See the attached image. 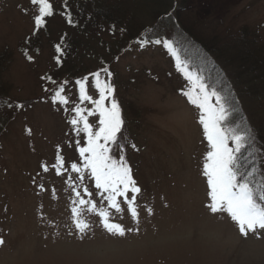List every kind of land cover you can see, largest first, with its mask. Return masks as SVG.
Masks as SVG:
<instances>
[{
    "label": "rangeland",
    "instance_id": "1",
    "mask_svg": "<svg viewBox=\"0 0 264 264\" xmlns=\"http://www.w3.org/2000/svg\"><path fill=\"white\" fill-rule=\"evenodd\" d=\"M107 1L129 9L139 33L145 30L134 40L123 39L122 31L103 32L90 43L92 53L82 62L75 61L85 67L79 80L90 97L85 100L77 81L52 84L46 78L57 71V47H63V36H76L60 12L62 1L49 0L52 15L45 17L42 46L29 60L20 47L37 30L34 22L40 5L31 0H0V54L6 53L8 68L0 81L9 89L8 102L29 107L13 119V104L1 110L9 122L0 138V238L5 240L0 264H264V235L245 239L226 214H212L206 207L211 192L206 169L212 148L200 123L203 110L182 94L196 95L200 85L192 84L179 70V60L164 42L141 46L147 38L161 40L158 35L163 33L190 55L195 46L184 35L187 28H196L199 39L209 46L221 43L216 38L240 37L247 29L245 48L264 49V0ZM218 52L229 66L223 56L227 50L220 46ZM228 66L230 76L235 74ZM107 79L115 90L105 93V106L112 98L122 105L126 158L141 189L134 204L139 232L125 237L107 234L99 213L107 211L110 222L133 228L137 225L131 206L118 197V212L101 198L79 154L80 147L88 146L83 123L76 125L79 134L71 124L74 117L79 119L75 113L79 108L92 130L99 131L96 102ZM235 80L221 86L235 85ZM57 89H62L66 106L51 102ZM255 90L250 96L238 92L239 108L247 115L249 137L264 142V98ZM213 101L212 97L209 103ZM258 148H262L258 165L264 183V148ZM72 164L81 172L71 169ZM77 214L91 225L83 242L70 234Z\"/></svg>",
    "mask_w": 264,
    "mask_h": 264
},
{
    "label": "trees",
    "instance_id": "2",
    "mask_svg": "<svg viewBox=\"0 0 264 264\" xmlns=\"http://www.w3.org/2000/svg\"><path fill=\"white\" fill-rule=\"evenodd\" d=\"M61 1V5L59 6L61 8L60 12L63 14V18L68 27L74 31L76 36H73L72 38L69 37V35H64L61 39L63 47L60 46L61 51L58 52L59 63H57V71L46 77L52 84H55L54 82H58L60 80H64V83L67 80H71L72 82L79 81L83 75H85H80L85 71L84 64H76L77 62L75 61L77 60L82 62L86 56H89L92 53V50L89 53L90 47L88 46L91 42H96L97 37L101 36L103 32H111L115 35L122 31L123 39L134 40L139 38V35H141L145 30L144 28L139 33L140 27L138 26V23L135 24L134 20H132L129 15L131 11L116 1L115 3L108 2L107 0ZM167 16L168 15H164L162 18L164 19ZM178 17L179 18L177 20L181 23L182 17L179 15ZM69 20H71V23H69ZM44 27L40 30H36L35 33L24 42L23 46L20 47V51L26 56V58H28L31 53H37L41 49V37L45 31ZM184 32H186L184 35L190 38L195 46L193 47V52L190 55L187 54L186 48L183 49L180 47L178 42L166 38V34L159 33L158 36L161 39V43L166 41L172 45L171 52L175 53L176 58L180 62L178 66L179 70L183 71V73L188 77H191L192 84H196L197 86L203 85L205 92L210 95L215 92L220 97L219 104H223L225 110V119L221 122V127L229 133L235 131L236 134L242 135L245 140L244 147L241 149V152L236 154L238 164V168L236 170L238 172L251 171L253 173L252 179L255 181L253 185L254 187L259 184H264L263 176L259 171L258 165L260 159L258 156V150L262 149L258 148V146L263 145L264 148V142L260 138H257L258 141L255 138H252L249 141V136L251 135L252 130L249 127L250 124L248 123V125L246 123V113L240 112L239 107L242 102L238 95V92H240L242 96H250V92L254 87L257 89L255 92L260 94L261 98H264V49L262 47H257L256 45H251L253 47L252 49L245 48L244 42L249 34L247 29L244 30L240 37L233 36L229 38L226 37L224 39L216 38L218 41L221 40V43L211 46H209L208 41H201L199 39V34L196 32V28H187ZM151 39L152 41L157 40L153 38ZM232 42H240V45L233 44ZM120 44L121 43H117V45ZM220 46L227 50V52L223 53V56L229 61V66L236 70V73H232L233 75L231 76L227 70H225L228 65L225 66L226 62L222 59L221 54L218 52V48ZM109 49L111 51L114 48L111 46ZM5 54L6 53L0 54V80L3 78L4 73L8 69L5 65ZM229 70L232 72L231 69ZM239 70L240 74H238ZM234 78H236L235 82L237 81L235 85L230 84V86L226 88L221 86L222 83H226L228 80L231 81ZM107 80L108 84L112 85L115 90V84L113 81L111 79ZM247 86H251L252 89L247 88ZM101 89L103 88L100 87V94ZM58 90L59 89L56 91ZM7 92H9V89L6 88L0 81V138L4 134V129L7 127L9 122L7 118L1 115V110L13 104L12 112L15 114L12 116L13 119L17 117L18 114L29 109V107H27L28 105H25L23 109H20L16 107L17 104H20L19 102H8L10 98L7 96ZM213 98L215 101H213L212 106L214 109H218L219 104L216 102L215 97ZM118 104L121 107L122 115V105L120 103ZM234 115H236V117ZM122 118L125 121L126 128V118L124 115ZM257 143L260 144L258 145ZM253 144H257L258 146L256 145V147H253ZM230 146L234 147V142H230ZM109 147L111 149L109 155L113 161L119 163V160L123 159L128 164L126 158V147L121 148L116 145H109ZM129 167L131 168L130 165Z\"/></svg>",
    "mask_w": 264,
    "mask_h": 264
},
{
    "label": "snow or ice",
    "instance_id": "3",
    "mask_svg": "<svg viewBox=\"0 0 264 264\" xmlns=\"http://www.w3.org/2000/svg\"><path fill=\"white\" fill-rule=\"evenodd\" d=\"M33 5H40L39 15L35 18V27L40 30L45 23V17L52 15V4L49 0H31ZM71 23V20H69ZM154 43L161 44V40L154 41L144 40L141 46ZM169 51H172V45L164 42ZM57 51H61L57 47ZM175 54V53H173ZM32 59L31 56L28 57ZM59 63V59L57 60ZM111 77V72H106ZM98 75V74H97ZM51 79V78H49ZM191 80V77H188ZM80 86L81 98L88 100L90 97L85 94L84 84L77 81ZM47 91V89H46ZM61 90L53 94L52 103L57 107L66 106L67 100L61 96ZM114 92V87L110 84L101 89V98L96 102L99 111V131L94 132L89 122L81 115V109L76 108V116L71 124L73 131L77 134L81 129L76 127L79 123H83V132L87 135V147H80L79 154L84 158V167L90 169V176L94 178L95 188L99 191L102 199L106 200L112 208L120 211L117 198H122L120 203L127 201L130 207L131 217L136 219V227L125 228L119 223L110 222L109 213L102 211L99 216L102 218V227L107 234L113 237H125L129 233L139 232V219L137 206H134L136 194L141 191L137 182L131 175V168L125 160L120 159L119 163L113 161L109 155L111 149L109 145L117 147L127 146V137L124 135L126 131L125 121L121 115L120 105L115 98L110 99L109 106H105V93ZM187 101L197 109L203 110L200 117V123L204 126L207 133V140L211 144L212 152L208 155L211 162L206 169L208 175V183L210 184V201L206 207L212 214L227 215L234 222L240 235L247 239L250 235L260 239L264 235V184L253 186L255 181L252 179L253 173L238 172L237 153L241 152L244 147V137L236 134L235 131L229 133L221 127V122L225 119L224 106L219 104L220 97L215 93L211 95L204 91L203 85L200 86L199 92L193 95L192 91H183L182 93ZM215 97L219 104L218 109H214L209 103L210 99ZM17 108L23 109L24 104L16 105ZM251 139V137H249ZM103 141V143H101ZM230 142H234V147L230 146ZM136 148L135 144L131 145ZM71 169L77 173L81 172L76 164L71 165ZM106 194V195H105ZM79 196V193H77ZM258 195V199H257ZM78 203L84 204V200ZM73 211H76L75 209ZM149 211H151L149 209ZM74 229L70 232L83 242L89 236V228L91 225L80 218L77 214L74 218ZM5 245V240L0 238V246Z\"/></svg>",
    "mask_w": 264,
    "mask_h": 264
}]
</instances>
